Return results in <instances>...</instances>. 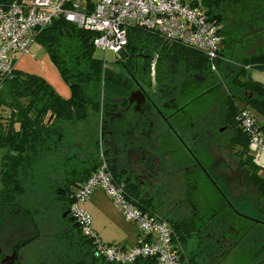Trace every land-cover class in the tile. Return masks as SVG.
<instances>
[{
    "label": "trees",
    "instance_id": "trees-1",
    "mask_svg": "<svg viewBox=\"0 0 264 264\" xmlns=\"http://www.w3.org/2000/svg\"><path fill=\"white\" fill-rule=\"evenodd\" d=\"M12 1L0 0V5ZM188 1L192 5H199L210 19L221 23L225 19L227 3L237 5L247 0ZM262 11L264 5L260 7ZM94 37V32L79 28L64 17L53 19L49 25L34 33V41L44 47L59 79L67 87L69 94L66 97L46 76L16 70L15 65L11 74L0 78V85L8 81L11 91L9 101L0 100V145L7 147L1 162L0 204L8 215H25L38 228L57 232V245L81 251L84 262H96L98 259L106 262L95 253L93 238L82 234L70 212L75 192L97 169L102 152L115 181L122 183L128 199L143 212L157 213L170 222L181 260H185L186 264H221L227 250L219 245L211 225L209 231L208 226L196 224L190 205L183 196L178 216L169 218L162 214L171 208L176 194L182 193V179L177 176L175 187L170 190L173 192H167L165 199H145L141 195L142 186L124 178L114 165L111 151L104 141L107 128H111L106 125L105 115L114 110L111 90L118 85L123 87L128 78L123 72L108 68L102 59L94 56ZM223 40L222 37V43ZM125 52L128 61L122 67L133 78L137 75V56L149 55L150 78V60L156 56L154 77L156 75L167 86L185 80L191 73L204 75L213 72L211 62L203 52L178 41H168L154 29L137 24L127 29ZM120 61L119 57L117 62ZM214 63L215 71L224 79L227 92L223 100L222 118L227 130L221 137L235 149L233 154L238 157V164L247 168L250 174L247 181L263 194L264 178L259 174L261 166L249 153V135L239 126L237 116L241 109L251 107L264 114V84L253 80L248 74V69L264 68V53L255 52L232 65L229 60L225 62L220 50ZM238 99L241 106L237 104ZM90 113L99 117L94 153L86 158L78 153L67 156L66 160H77V165L70 167L61 179L56 180L53 188H47L43 184L45 175L40 168V159L45 153H67L63 145L66 135L63 125L83 122ZM130 264L157 263L154 257L148 256L138 257Z\"/></svg>",
    "mask_w": 264,
    "mask_h": 264
},
{
    "label": "rangeland",
    "instance_id": "rangeland-1",
    "mask_svg": "<svg viewBox=\"0 0 264 264\" xmlns=\"http://www.w3.org/2000/svg\"><path fill=\"white\" fill-rule=\"evenodd\" d=\"M227 4L229 6L227 8L225 5V19L221 22L224 39L221 53L225 62L229 60L232 65H236L241 58L251 55L254 51L264 53V14L260 12L264 1L247 0L237 5ZM44 53L46 51L42 47L35 57L40 65V58ZM94 56L102 59L108 68L119 70L120 65L117 62L119 54L111 50L95 48ZM248 74L253 80L264 83V68L248 69ZM111 91L110 96L113 97L116 91L113 89ZM225 93V84L216 71L204 75L191 73L186 76L181 85L172 91L169 103L165 106L160 105L167 115L173 111L177 113V108L183 107V111L177 115L175 113L169 119L170 125L167 129L173 134L168 136V149L158 153V156L165 172L183 170L185 197L192 209L196 224L227 226L224 229L226 247H223L227 252L221 259V264H264V196L261 197L258 192L247 195L244 185L237 181L239 179H231L230 176L234 175L233 171L237 167L238 157L233 153H223V160L217 165L215 153L204 152L207 145L197 144L195 149L197 153H188L185 148L186 153L174 136V131L181 132L184 123L188 125L192 122L196 129L200 124L202 113L208 109L215 111L219 119L222 118L221 102ZM10 99V84L8 81H3L0 85V100L6 102ZM237 104L241 106L239 99ZM250 110L263 133L264 114L253 107ZM94 115L90 113L83 122L63 125L66 130L63 145L67 153L53 152L42 156L40 168L45 175L44 186L53 188L56 180L61 179L70 167L77 165V160H66L67 156L78 153L86 158L87 155L94 153V141L99 132V117ZM201 125L206 127V124L201 123ZM213 142V137L202 141L210 146ZM250 149L256 150V153L251 154L255 162L261 166L259 174L264 178V150H258L254 146H250ZM6 151L7 147L0 145V188L2 187L1 162ZM218 171H223V175L220 176ZM225 174L227 177H224ZM240 175V169L236 170V177L239 178ZM181 202L183 201L173 199L171 208L163 211L162 214L169 218L178 216ZM78 205L88 215L90 227L101 241L118 246L131 243L134 245L139 241L137 225L123 215L102 186L95 187L85 200H78ZM13 217L14 215H8L0 204V230L11 228Z\"/></svg>",
    "mask_w": 264,
    "mask_h": 264
},
{
    "label": "built area",
    "instance_id": "built-area-1",
    "mask_svg": "<svg viewBox=\"0 0 264 264\" xmlns=\"http://www.w3.org/2000/svg\"><path fill=\"white\" fill-rule=\"evenodd\" d=\"M64 17L77 27L95 33L96 48L120 55L127 45V29L141 25L157 31L168 41H178L203 52L216 70L222 36L218 24L207 13L188 0H13L0 5V78L11 74L14 60L11 54L26 53L34 41V33L53 19ZM154 74L156 56L151 58ZM237 121L249 135L250 144L264 150V135L249 108L240 110ZM102 186L123 215L137 225L141 238L130 247L101 241L90 227L89 217L78 205L93 189ZM70 212L83 235L94 240L95 253L106 262L130 264L138 257H154L157 264H186L180 259L178 244L170 222L157 213L143 212L124 192L122 183L115 181L104 154L100 162L74 194Z\"/></svg>",
    "mask_w": 264,
    "mask_h": 264
},
{
    "label": "flooded vegetation",
    "instance_id": "flooded-vegetation-1",
    "mask_svg": "<svg viewBox=\"0 0 264 264\" xmlns=\"http://www.w3.org/2000/svg\"><path fill=\"white\" fill-rule=\"evenodd\" d=\"M228 6L229 4H227V8ZM217 24L222 34L221 23ZM119 57L121 60L120 67L116 71L123 72L128 79L123 87L118 85L113 88L116 91L115 95L111 97L114 110L108 111L105 115L107 117L105 119L106 125L111 128L110 130L107 128L104 141L111 151L112 161L124 178L142 186L141 195L143 198L165 199L167 192L175 187L178 176L182 179V193L176 194V199L181 200L183 196V199L187 200L183 184V170L165 172L158 156V153H163V150L168 149L163 141L164 127L170 125L169 119L176 113L173 111L167 115L162 111L160 105L164 104L165 106L169 103L168 101L172 98V91L176 90L182 81H177V85L175 83L167 86L160 82L156 75L154 77V74L150 78L148 72L149 55L146 53L135 58L137 75L133 78L129 71L122 67L123 63L128 61L125 48ZM222 83L225 84L224 79ZM224 98L225 96L221 102L222 107ZM182 108H177L175 115L182 112ZM222 118L219 119L215 111L208 109L202 113L197 130L193 127L192 122L188 125L184 123L181 132L174 131V136L179 145L184 150L186 148L188 153H197L195 150L197 144L207 145L204 152L215 153V161L218 165L223 160L222 154L230 153L228 141L221 137L225 131ZM201 123L206 124V127H203ZM211 137H213V145L202 143L203 139ZM236 166L235 171H233L234 175L230 176L231 179H239L237 181L242 186L244 185L247 195L258 192L263 197L264 193L261 194L256 186L247 181L250 175L247 168L240 166L238 162ZM238 169L241 171L239 178L236 177V170ZM218 174L222 176L223 171H218ZM224 177L227 175L225 174ZM190 210L192 212L191 207ZM18 215L20 214L14 215L11 228L0 230V264H110L100 259L96 262H84L85 258L80 253L81 251L57 245L58 240L55 235L57 232L52 229L38 228L37 224L30 221L27 216ZM208 227L210 231L213 226ZM225 227L227 226L223 224L213 227V231L218 237V243L222 248L226 247Z\"/></svg>",
    "mask_w": 264,
    "mask_h": 264
},
{
    "label": "crops",
    "instance_id": "crops-1",
    "mask_svg": "<svg viewBox=\"0 0 264 264\" xmlns=\"http://www.w3.org/2000/svg\"><path fill=\"white\" fill-rule=\"evenodd\" d=\"M27 3H30L33 0H24ZM41 45L33 41L29 47L28 52L26 53H21V54H11L14 60V65L15 69L23 72H29V73H36V74H42L48 78V80L54 85V87L57 89V91L62 95V96H68L69 91L67 87L62 83V81L59 79V76L57 74V71L55 67L51 64L47 53H44L41 55L40 58V63L35 59L36 55L40 52ZM58 81V82H56ZM264 84V83H263ZM60 85V86H59ZM1 109V108H0ZM168 126L164 127V132H163V141L165 143V146L168 148L169 143H168V136L170 137L171 134L169 133V129H167ZM224 130L226 131L227 128L226 126L224 127ZM167 137V139H166ZM251 144H249V153H256V150L250 149ZM235 149L229 147V152L234 153L232 151ZM140 237V236H139ZM138 239L140 240L143 237H140ZM133 244L131 243L130 245H123V247H130Z\"/></svg>",
    "mask_w": 264,
    "mask_h": 264
},
{
    "label": "water",
    "instance_id": "water-1",
    "mask_svg": "<svg viewBox=\"0 0 264 264\" xmlns=\"http://www.w3.org/2000/svg\"><path fill=\"white\" fill-rule=\"evenodd\" d=\"M121 53V52H120ZM222 130V129H221Z\"/></svg>",
    "mask_w": 264,
    "mask_h": 264
}]
</instances>
